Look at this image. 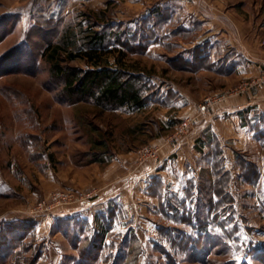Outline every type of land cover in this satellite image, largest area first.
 Wrapping results in <instances>:
<instances>
[{
    "label": "rangeland",
    "instance_id": "obj_1",
    "mask_svg": "<svg viewBox=\"0 0 264 264\" xmlns=\"http://www.w3.org/2000/svg\"><path fill=\"white\" fill-rule=\"evenodd\" d=\"M184 1L191 0H0V169L5 178L0 190L16 189L14 204H20L11 209L19 212L10 215L21 218L4 217L0 223L34 225L22 249L24 264H78L103 230L106 240L96 264L118 258L123 264H264V158L258 181L249 184L237 159L213 171L214 159L200 162L202 168L193 160L186 166L176 154L163 159V144H151L187 131L190 122L177 119L183 105H173L174 99L168 112L154 106L161 100L160 79L170 80V89H183L176 75H166L169 57L161 46L175 47L184 35L175 22L156 17L146 22L151 12ZM130 2L137 3V11L128 16L122 9ZM135 16L142 21L131 33L127 24H117ZM146 27L154 29L149 37L158 41L147 48L141 40ZM97 35L105 40L98 57L89 61L84 55ZM35 59L27 75L25 63ZM56 63L140 76L149 95L146 106L132 111L108 110L92 101L69 103L61 96L63 81L54 78ZM257 83L264 84L263 78ZM231 94L208 96L224 98L212 108ZM151 147L159 150L155 159L148 156ZM110 169L119 194L131 197L102 209ZM176 207L177 215L171 211ZM79 209L89 212L91 222L66 221L67 212ZM188 217H193L191 226L183 223Z\"/></svg>",
    "mask_w": 264,
    "mask_h": 264
},
{
    "label": "crops",
    "instance_id": "obj_2",
    "mask_svg": "<svg viewBox=\"0 0 264 264\" xmlns=\"http://www.w3.org/2000/svg\"><path fill=\"white\" fill-rule=\"evenodd\" d=\"M127 5L129 8L122 10H127L128 16L135 14L137 3L124 4ZM151 8L152 6H146L145 10ZM263 8L264 0H191L161 8L168 15L167 24L175 22L177 28L186 32L183 37L178 38L177 46H161L162 54L169 57L164 66L166 75H176L177 82L183 85V89H170V80L160 79L161 100L154 106L168 112L173 105L182 104L183 109L177 119H181L183 123L190 121L187 123V131L182 128L183 133L172 132L171 137L151 141L154 145L163 144V159L176 154L178 162L189 166L193 160L194 166L202 168L203 164L200 162H205L211 155V143L218 142L223 164L233 163L241 157L258 168L262 165L264 84L256 85L255 81L260 78L264 80ZM147 16L146 20H152L156 14L151 12ZM141 19L142 17L135 16L126 20L127 22L120 20L117 24H127L131 33ZM112 34H120V30H113ZM176 58L182 62L173 64L172 60ZM249 81H252L250 88H244L249 85ZM165 88L169 90L166 91ZM230 92L232 94L220 106L207 112L200 111L199 106L205 97ZM171 99H174L173 102L176 100V103L170 106L172 103L168 101ZM116 164L117 161L109 167L114 168ZM11 168L13 174L14 167ZM162 172L151 174L150 178L159 176ZM112 173L113 169L106 172L108 191L99 202L102 209L112 204L111 201L126 204V200L131 197V194L127 197L125 192L126 195L119 194L120 186H115L117 181L111 180ZM3 178L0 169V189L5 180ZM12 190L11 194L0 190V221L4 217L9 222L21 219L10 215L19 212L11 208L20 204H14V198H18L19 194H14L16 189ZM88 215L89 212L79 209L67 212L64 217L67 222L70 220L74 224L84 218L88 219L83 221L91 222Z\"/></svg>",
    "mask_w": 264,
    "mask_h": 264
},
{
    "label": "trees",
    "instance_id": "obj_3",
    "mask_svg": "<svg viewBox=\"0 0 264 264\" xmlns=\"http://www.w3.org/2000/svg\"><path fill=\"white\" fill-rule=\"evenodd\" d=\"M165 10H157L154 12L156 14V19L158 21H166L167 13L163 12ZM148 20H146L147 22ZM147 35H143L141 40L145 43L146 48L149 44L158 43V41H153V38L149 37L150 33H155L154 29H147ZM179 33L185 34L182 29H178ZM118 34H113L117 36ZM135 37H139V33L135 32ZM152 36V35H151ZM104 36H95L91 40V50L87 52L84 57L89 61H94L100 52H98V47L100 44L104 43ZM105 49V48H104ZM29 58L32 55L27 54ZM71 57L74 54H71ZM205 58L207 56L205 55ZM36 59L25 63L26 74L30 75L33 71ZM182 61L178 58L172 60L173 64L181 63ZM29 69V70H28ZM7 71V70H6ZM54 78L56 80L63 81V91L61 96L69 103H79V102H95L98 106L103 107L108 110H118L123 108H128L132 111L142 109L146 106L149 99V95H145L147 89H144L143 79L137 75H130L118 70L110 69H89L81 70L79 68H65L60 64H55L53 66ZM146 85V84H145ZM153 89L150 88V91ZM213 145L211 155L206 158L208 160H216L213 165V171H217V166H223L222 162V152L218 142H212ZM240 162L239 168L242 170L241 178L249 184H254L258 181L260 175L258 167L246 161L243 158L238 159ZM224 161V160H223ZM220 168V167H219ZM215 179L213 183H219L220 174L215 173ZM224 175H229L228 172H224ZM214 186V185H213ZM155 197H158L157 195ZM211 202V201H210ZM212 203H210V206ZM179 207L171 211H175L177 215ZM196 216V214H195ZM176 220H180V217L176 216ZM183 223H187L190 226L193 223V217L183 218ZM34 225L31 223H0V264H24V260L21 257L22 249L25 245L28 235L34 232ZM107 231L99 232L95 236V240L91 243V247L82 253L81 261L78 264H96L99 258L100 247H103L106 240ZM99 242V243H98ZM34 263V261H33ZM32 263V264H33ZM113 264H123V258H118Z\"/></svg>",
    "mask_w": 264,
    "mask_h": 264
},
{
    "label": "built area",
    "instance_id": "obj_4",
    "mask_svg": "<svg viewBox=\"0 0 264 264\" xmlns=\"http://www.w3.org/2000/svg\"><path fill=\"white\" fill-rule=\"evenodd\" d=\"M168 1V0H167ZM259 84V83H257ZM224 100V98H215V97H208L204 100L202 106L200 107L201 112H206L207 110L211 109L212 107L216 106L217 104L221 103ZM186 127V126H185ZM183 131L181 130L180 133ZM159 150L156 147H151L148 149L147 153L148 156L152 159H155L157 157Z\"/></svg>",
    "mask_w": 264,
    "mask_h": 264
}]
</instances>
